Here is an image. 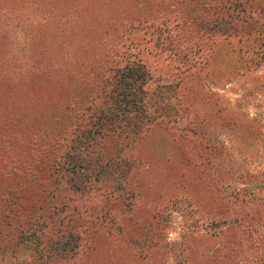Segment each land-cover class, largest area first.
Segmentation results:
<instances>
[{"label": "rangeland", "instance_id": "obj_1", "mask_svg": "<svg viewBox=\"0 0 264 264\" xmlns=\"http://www.w3.org/2000/svg\"><path fill=\"white\" fill-rule=\"evenodd\" d=\"M253 1L263 12L243 23L232 8L231 29L213 31L224 13L177 0H0V70L15 78L0 77V194L21 189L25 216L79 236L62 264L264 259V0ZM135 64L148 116L136 137L61 141L111 70ZM66 150L101 174L49 175Z\"/></svg>", "mask_w": 264, "mask_h": 264}, {"label": "trees", "instance_id": "obj_2", "mask_svg": "<svg viewBox=\"0 0 264 264\" xmlns=\"http://www.w3.org/2000/svg\"><path fill=\"white\" fill-rule=\"evenodd\" d=\"M178 2L181 5L192 4L191 7L194 8L203 6V9L209 10L214 15L224 13L225 16L210 21V30L213 29V31L216 28H221L222 24H224L223 27L226 26L227 29H231L227 25L237 20L229 13L232 8L245 14L243 23L252 17V13L259 14L263 12L261 3H255L253 0H198V2L196 0H177ZM196 15L194 19L198 17ZM134 21L128 19V21L120 23L119 27L126 30L127 27L133 26L132 23L126 22ZM199 21L201 20H190L192 25L196 26L199 25ZM217 34L223 37L229 36L227 30L222 29ZM110 48L114 49L115 47ZM110 48L109 51H111ZM109 70L111 69L109 68ZM111 72L110 81H112V84L109 90L105 91L104 88H101L94 98V100H97L100 95L98 104L93 106H81L80 104L77 109H74L78 113L75 114L76 123L71 125L72 128L69 129L71 127L69 124L64 132L57 131V135L62 138L61 141L71 143L74 141L81 142L85 139L84 143H87L85 148H89L97 137H107L110 133H116V136H122L124 139L129 138L130 141L143 129V123L148 120L143 100L145 93L142 87L146 80V70L142 65L135 64L124 65L120 68L115 67ZM30 73L38 74L39 72L30 71ZM49 73L51 74L48 70L40 71V74L45 77L49 76ZM4 74L6 72L0 70L1 78H6L8 81L15 79L10 74ZM64 110L65 112L74 111L68 106H65ZM88 112H90L89 116H85ZM86 117L87 119L84 120ZM4 126H6V123L0 125L2 128ZM65 132L70 135L68 139L62 136ZM68 149L70 150L72 147H68ZM87 158L85 153L73 157V154L66 150L51 161L48 166L49 175H73L78 173L81 177L88 179L92 175L96 176L97 173L101 174L98 171L93 172V168H91L96 160L91 161ZM31 169L30 165L21 168V174L18 178L23 179V176L27 175L32 176ZM12 173H15V171H12ZM6 189L0 194V206L2 208L0 210V264H62L77 257L79 253L78 235L70 230H65L60 234L54 231L57 234L54 236L53 230L46 226L40 214L27 217L24 212L19 211L26 208L25 200H23L20 193L21 189L16 190L13 187ZM249 264H254V262ZM259 264H264V259Z\"/></svg>", "mask_w": 264, "mask_h": 264}]
</instances>
